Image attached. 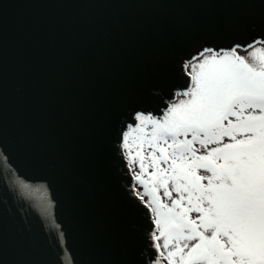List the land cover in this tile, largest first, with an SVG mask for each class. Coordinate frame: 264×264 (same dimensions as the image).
I'll return each mask as SVG.
<instances>
[{
  "label": "snow or ice",
  "instance_id": "obj_1",
  "mask_svg": "<svg viewBox=\"0 0 264 264\" xmlns=\"http://www.w3.org/2000/svg\"><path fill=\"white\" fill-rule=\"evenodd\" d=\"M0 8V154L61 222L53 259L0 213V264H264V0ZM127 225V226H126Z\"/></svg>",
  "mask_w": 264,
  "mask_h": 264
},
{
  "label": "water",
  "instance_id": "obj_2",
  "mask_svg": "<svg viewBox=\"0 0 264 264\" xmlns=\"http://www.w3.org/2000/svg\"><path fill=\"white\" fill-rule=\"evenodd\" d=\"M40 3H42V0H0V8L7 5V8H4L3 15L10 34H17L29 21L44 13L57 11L56 9L41 8L38 6ZM12 161L19 165L16 169L17 174L25 179L30 178L36 171L33 165L22 162L16 152L11 154L8 162H5L3 154H0V213H3L6 202L11 209L7 213L11 226L13 228L19 226L30 230L37 243L45 248L53 259H56L60 241L63 240L60 235V224L61 222H67V208L58 210V218L55 223L44 218L39 208L35 206L34 198L20 195L14 187L15 178L11 167ZM67 245L68 249L66 251L71 254L64 255L62 264H72L73 256L79 258L76 228L69 230Z\"/></svg>",
  "mask_w": 264,
  "mask_h": 264
}]
</instances>
